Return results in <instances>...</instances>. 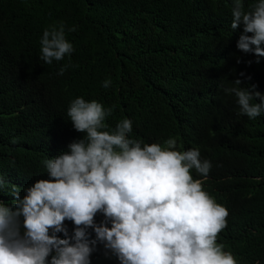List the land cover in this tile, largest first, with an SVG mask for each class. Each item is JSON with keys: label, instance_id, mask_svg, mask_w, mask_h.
I'll use <instances>...</instances> for the list:
<instances>
[{"label": "trees", "instance_id": "1", "mask_svg": "<svg viewBox=\"0 0 264 264\" xmlns=\"http://www.w3.org/2000/svg\"><path fill=\"white\" fill-rule=\"evenodd\" d=\"M230 9L231 0H0V174L21 189L47 179L42 161L84 135L67 121L70 101L96 99L113 107L110 127L132 120L134 139L199 148L212 168L193 177L229 211L218 243L239 264H264V113L237 115L223 92L239 78L264 93V58L237 49L243 25L231 29ZM59 22L76 27L66 31L75 51L47 65L39 41ZM91 259L119 264L102 245Z\"/></svg>", "mask_w": 264, "mask_h": 264}, {"label": "clouds", "instance_id": "2", "mask_svg": "<svg viewBox=\"0 0 264 264\" xmlns=\"http://www.w3.org/2000/svg\"><path fill=\"white\" fill-rule=\"evenodd\" d=\"M230 13L231 29L243 25L237 49L260 63L264 0H231ZM66 31L76 27L59 22L43 30L39 43L45 64L75 51ZM68 67L61 66L57 75ZM111 83L105 79L102 86ZM242 84L237 78L223 92L235 97L237 115L255 120L264 113V93ZM113 110L96 99H72L67 121L84 135L42 161L48 178L21 189L0 174V193L13 198L0 199V264H92L101 245L119 264H239L218 243L228 208L192 174L207 177L211 161L201 159L199 148L179 150L174 137L162 144L132 138L129 118L110 127ZM98 214L103 216L99 223ZM65 221L72 223L71 233Z\"/></svg>", "mask_w": 264, "mask_h": 264}]
</instances>
